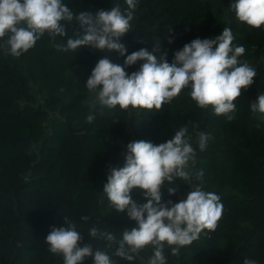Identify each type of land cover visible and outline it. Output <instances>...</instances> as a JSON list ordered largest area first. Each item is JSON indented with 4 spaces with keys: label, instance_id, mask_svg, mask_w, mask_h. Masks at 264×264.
I'll use <instances>...</instances> for the list:
<instances>
[{
    "label": "trees",
    "instance_id": "trees-1",
    "mask_svg": "<svg viewBox=\"0 0 264 264\" xmlns=\"http://www.w3.org/2000/svg\"><path fill=\"white\" fill-rule=\"evenodd\" d=\"M62 2L74 17L117 5L127 11L126 0ZM136 2L131 29L119 41L127 49L124 56L90 46L58 51L47 32L19 58L0 47V264H63L45 238L53 227L64 226L65 218L83 235L81 246L107 251L113 264H142L138 258L115 256V246L106 249L104 240L88 236L89 229H107L120 239L125 228L137 226L126 211H115L103 193L109 169L125 165L128 143L159 145L184 126L197 151L192 183L219 195L224 210L214 231L205 230L182 248L183 264H244L245 258L264 264V124L256 127L257 114L250 108L264 93V26L252 29L239 22L229 9L234 0ZM65 27L67 35L57 36L55 43L66 44L80 30L75 19ZM225 27L232 30L233 43L245 47L241 59L257 69L253 85L234 102L232 121L215 115L211 106L199 108L190 89L160 111L108 109L87 91L86 81L101 58L123 66L127 55L140 49L152 52L158 44L172 62L185 44L215 38ZM142 63L125 70L131 74ZM90 114L92 123L86 120ZM197 132L210 136L204 151L198 148ZM200 171L203 177L197 179ZM169 188L176 189L174 195ZM189 191L188 182H165L162 202H179ZM132 197L138 204L146 202L139 191ZM82 216L90 219L82 221ZM141 254L148 258L153 249L145 247ZM164 255L166 264H177L170 247ZM83 264H94L93 257Z\"/></svg>",
    "mask_w": 264,
    "mask_h": 264
},
{
    "label": "clouds",
    "instance_id": "clouds-1",
    "mask_svg": "<svg viewBox=\"0 0 264 264\" xmlns=\"http://www.w3.org/2000/svg\"><path fill=\"white\" fill-rule=\"evenodd\" d=\"M126 4V14L117 5L94 14L83 11L74 17L62 0H0V40L8 36L0 47L5 54L19 58L47 32L58 51L90 46L124 56L127 49L119 41L131 29L137 2L126 0ZM229 9L249 28L262 29L264 26V0H234ZM74 19L80 26L75 38L67 39L66 44L55 43L57 36L67 35L65 24H71ZM234 39L232 30L225 27L215 38H196L185 44L174 53L172 62H168L165 50L159 51L158 44L152 52L140 49L127 55L123 66L101 58L86 81L87 91L108 109L119 106L122 111L130 108L160 111L183 89H190L189 95L199 108L211 106L215 115L232 121L236 112L234 102L253 85L257 76L256 67L241 59L245 47L235 45ZM172 42L170 38L169 43ZM157 51L159 57L153 54ZM138 61L143 63L129 74L125 68ZM250 108L257 114L256 127H261L264 124V93L258 94ZM94 119L91 114L86 118L88 123ZM187 133L188 128L184 126L173 138L159 145L145 140L128 143L125 165L110 167L103 193L115 211H126L137 226L125 228L120 239L107 229L102 231L92 226L88 233L90 238L104 240L106 249L115 246L114 255L128 261L137 259L141 251L150 246L153 254L146 259L147 264H166V246L177 255L202 232L218 227L224 205L216 193L192 185L197 151ZM196 136L199 150L204 151L210 136L203 132H197ZM195 175L201 179L203 171ZM176 179L190 183L191 191L179 202H162L165 182L171 184ZM133 191L141 192L146 202L138 204L132 197ZM175 192L174 188L168 189L169 195ZM80 219L86 222L90 217ZM82 240L76 223L68 218L64 226L53 227L45 238L48 250L62 256L63 264H83L87 257H93L94 264H113L107 251L94 250L91 244L81 246ZM244 264L258 262L245 258Z\"/></svg>",
    "mask_w": 264,
    "mask_h": 264
},
{
    "label": "water",
    "instance_id": "water-1",
    "mask_svg": "<svg viewBox=\"0 0 264 264\" xmlns=\"http://www.w3.org/2000/svg\"><path fill=\"white\" fill-rule=\"evenodd\" d=\"M177 257V264H183V260H182V248L179 250V253L176 255ZM137 258L139 259V261L142 263V264H147V257H145L144 255H142L140 253V255L137 256Z\"/></svg>",
    "mask_w": 264,
    "mask_h": 264
},
{
    "label": "built area",
    "instance_id": "built-area-1",
    "mask_svg": "<svg viewBox=\"0 0 264 264\" xmlns=\"http://www.w3.org/2000/svg\"><path fill=\"white\" fill-rule=\"evenodd\" d=\"M192 181H193V177H192ZM192 185H194V184L192 183Z\"/></svg>",
    "mask_w": 264,
    "mask_h": 264
},
{
    "label": "rangeland",
    "instance_id": "rangeland-1",
    "mask_svg": "<svg viewBox=\"0 0 264 264\" xmlns=\"http://www.w3.org/2000/svg\"><path fill=\"white\" fill-rule=\"evenodd\" d=\"M34 91H36V90H34ZM94 98H96L95 95H94Z\"/></svg>",
    "mask_w": 264,
    "mask_h": 264
}]
</instances>
